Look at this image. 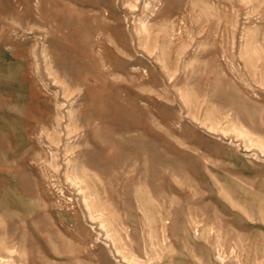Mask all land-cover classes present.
<instances>
[{
    "label": "rangeland",
    "instance_id": "obj_1",
    "mask_svg": "<svg viewBox=\"0 0 264 264\" xmlns=\"http://www.w3.org/2000/svg\"><path fill=\"white\" fill-rule=\"evenodd\" d=\"M0 47V264H264V0H0Z\"/></svg>",
    "mask_w": 264,
    "mask_h": 264
},
{
    "label": "crops",
    "instance_id": "obj_2",
    "mask_svg": "<svg viewBox=\"0 0 264 264\" xmlns=\"http://www.w3.org/2000/svg\"><path fill=\"white\" fill-rule=\"evenodd\" d=\"M1 48L2 47H0V53L3 51V50H1ZM3 64H4V62L1 61V59H0V105L5 104V107H6V101H5L4 97H6L7 95H11L10 89L7 86L8 82H9L8 79H10V76L8 74V68L1 66ZM5 107L0 106V116H2V117L5 116L4 115L5 110H6ZM13 114H14V112L12 113V115ZM16 117H17V114H16Z\"/></svg>",
    "mask_w": 264,
    "mask_h": 264
}]
</instances>
